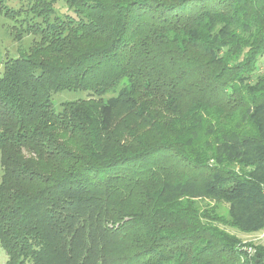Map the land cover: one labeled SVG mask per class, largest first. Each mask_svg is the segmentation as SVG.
<instances>
[{"label":"trees","instance_id":"1","mask_svg":"<svg viewBox=\"0 0 264 264\" xmlns=\"http://www.w3.org/2000/svg\"><path fill=\"white\" fill-rule=\"evenodd\" d=\"M0 16L31 38L0 72L7 264H264L224 228H264V0H0Z\"/></svg>","mask_w":264,"mask_h":264},{"label":"rangeland","instance_id":"2","mask_svg":"<svg viewBox=\"0 0 264 264\" xmlns=\"http://www.w3.org/2000/svg\"><path fill=\"white\" fill-rule=\"evenodd\" d=\"M8 3L11 5H16V0H8ZM9 20L0 16V72L2 70V61L3 58L7 55H15L19 50H25L30 45L31 38L29 36H24L21 39L14 37L13 32L9 28L10 25ZM260 69H264V55L258 61ZM112 93H109L111 95ZM82 96L77 93L63 91L57 93L53 96V101L56 104H59L64 100H73L77 97ZM0 174H1V164H0ZM199 204L203 206H208L212 211L217 214L227 216L229 214L230 205L224 202H216L214 200H202ZM224 228L230 232L231 234H235L242 242L253 243L254 245H264V235L262 233V229L254 231V232H241L240 230L230 227L224 226ZM0 264H7V255L5 251L0 247Z\"/></svg>","mask_w":264,"mask_h":264},{"label":"built area","instance_id":"3","mask_svg":"<svg viewBox=\"0 0 264 264\" xmlns=\"http://www.w3.org/2000/svg\"><path fill=\"white\" fill-rule=\"evenodd\" d=\"M263 193H264V185H263ZM261 234H263L264 235V228H263V230H262V233ZM247 252L249 253V254H252L254 251H253V249L252 248H250V247H247Z\"/></svg>","mask_w":264,"mask_h":264}]
</instances>
